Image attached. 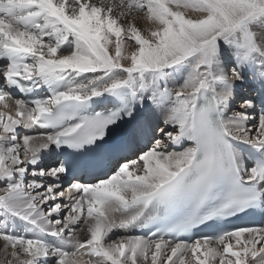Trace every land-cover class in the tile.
Here are the masks:
<instances>
[{"label": "snow or ice", "instance_id": "6c2138e0", "mask_svg": "<svg viewBox=\"0 0 264 264\" xmlns=\"http://www.w3.org/2000/svg\"><path fill=\"white\" fill-rule=\"evenodd\" d=\"M256 216L264 0H0V264H264Z\"/></svg>", "mask_w": 264, "mask_h": 264}, {"label": "bare ground", "instance_id": "6f19581e", "mask_svg": "<svg viewBox=\"0 0 264 264\" xmlns=\"http://www.w3.org/2000/svg\"><path fill=\"white\" fill-rule=\"evenodd\" d=\"M139 26H141L142 28H143V27H146V25L144 24L143 21L140 22V25H139ZM246 94H249V89H248V87H247L246 85H245V86H242V87H239V88L237 89V98H239V97L242 96V95H246ZM45 163H47V161H46ZM41 166H44V165L42 164ZM67 181H68V179L66 178V180H65V186L67 185ZM66 194H67V193H66ZM261 227H264V223L262 224ZM134 232H135V230L132 231V232H130L129 234H134ZM122 234H124V233H123V230H119V231L117 232V235H122ZM79 235H80L81 238H84L85 233H84V232H81ZM114 238H115V237H114ZM85 259H87V257H85Z\"/></svg>", "mask_w": 264, "mask_h": 264}, {"label": "rangeland", "instance_id": "374dc122", "mask_svg": "<svg viewBox=\"0 0 264 264\" xmlns=\"http://www.w3.org/2000/svg\"><path fill=\"white\" fill-rule=\"evenodd\" d=\"M237 99H239V98H237Z\"/></svg>", "mask_w": 264, "mask_h": 264}]
</instances>
